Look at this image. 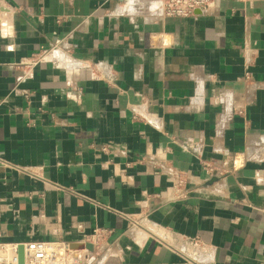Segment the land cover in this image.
<instances>
[{"label": "crops", "instance_id": "obj_1", "mask_svg": "<svg viewBox=\"0 0 264 264\" xmlns=\"http://www.w3.org/2000/svg\"><path fill=\"white\" fill-rule=\"evenodd\" d=\"M162 1L0 0V243L264 264V0Z\"/></svg>", "mask_w": 264, "mask_h": 264}, {"label": "built area", "instance_id": "obj_2", "mask_svg": "<svg viewBox=\"0 0 264 264\" xmlns=\"http://www.w3.org/2000/svg\"><path fill=\"white\" fill-rule=\"evenodd\" d=\"M217 1L163 0V13L168 18H192L197 12L206 15L213 10ZM246 79L248 80L249 76ZM182 183L178 180L180 186ZM143 221L144 218L129 219V230L135 232L142 227ZM106 235L105 231L96 230L91 239L84 242V244H92L95 248L94 252L87 249L74 250L70 244L65 242L38 241L22 245L0 243V264H19L18 250L20 246L24 247L25 264H94L97 261L96 249L103 244ZM91 259L92 263H90Z\"/></svg>", "mask_w": 264, "mask_h": 264}, {"label": "water", "instance_id": "obj_3", "mask_svg": "<svg viewBox=\"0 0 264 264\" xmlns=\"http://www.w3.org/2000/svg\"><path fill=\"white\" fill-rule=\"evenodd\" d=\"M215 181H216V179L213 178L210 183H213ZM71 247L74 250L87 249L90 252H94V250H95L94 246L92 244H89V243H87V244H74ZM18 254H19V264H25L24 247L23 246L19 247ZM92 262H93V260L91 259L90 263H92Z\"/></svg>", "mask_w": 264, "mask_h": 264}]
</instances>
